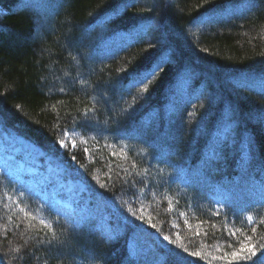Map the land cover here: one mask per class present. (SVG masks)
I'll return each instance as SVG.
<instances>
[{
  "label": "trees",
  "instance_id": "obj_1",
  "mask_svg": "<svg viewBox=\"0 0 264 264\" xmlns=\"http://www.w3.org/2000/svg\"><path fill=\"white\" fill-rule=\"evenodd\" d=\"M161 57L147 93L122 87ZM262 79L264 0H0V134L85 188L70 209L0 162L3 264H227L229 232L259 244Z\"/></svg>",
  "mask_w": 264,
  "mask_h": 264
},
{
  "label": "snow or ice",
  "instance_id": "obj_2",
  "mask_svg": "<svg viewBox=\"0 0 264 264\" xmlns=\"http://www.w3.org/2000/svg\"><path fill=\"white\" fill-rule=\"evenodd\" d=\"M151 46V45H150ZM167 61L164 60L162 57L158 58L155 62H153L148 68L136 71L132 73L126 83H122V87H124L126 90L128 87H138L140 88V91L143 93L148 92L149 84L152 82V80L157 76V73L159 71L163 70V64ZM261 83H264V79L261 80ZM142 86V87H141ZM63 91V89H61ZM233 118V110L229 109L227 113V120L231 121ZM261 119L264 120V110H262ZM230 126V125H229ZM65 141L61 139L59 141L60 145H64ZM74 143V142H73ZM248 145H251V140L248 141ZM223 147V141L220 143H217L213 145L212 153L211 155L205 160V164L212 163L214 158H218L220 156L221 150ZM247 147V146H246ZM85 151H87L85 149ZM115 155V153H113ZM247 158V152L245 154V157L242 158V170L247 171L246 168V161ZM20 159H23L22 157ZM75 159V157H73ZM159 164H164L168 166H173L172 162L168 160L165 157H161V159L158 162ZM25 164H28V161H25ZM123 171V170H122ZM0 172H3L0 170ZM122 178V177H121ZM260 184L264 185V177H261V179L258 181ZM51 187V183L48 185ZM100 187L105 188L107 185H100ZM219 203V201H218ZM128 211L132 213L133 216H136L137 213L132 211L131 207L128 208ZM219 211V210H218ZM102 218V214H100ZM140 219H144V217L141 215L139 217ZM248 221L252 223V217L248 216ZM96 217H90L87 221V223L91 226H95L96 224ZM148 223H151V220L149 219L147 221ZM264 222V221H262ZM41 223H45V221L41 220ZM153 228H156L155 224H152ZM250 231L252 233L257 232V228L255 226H252L250 228ZM237 230H233L228 233V236L231 240L230 247L238 246V250H231L230 252L225 253L224 255L218 257V259L226 260L227 264H231L233 260L237 261H252V264H256V261L253 260V257L257 255V251L260 250L261 254L264 255V236H258L257 239L260 241L259 244L253 243V236L252 235H243L240 237H236ZM118 235V225H112L110 227V230L108 232L109 239H114ZM165 241H169L172 243V241L169 240V236L165 235L163 237ZM182 247V246H181ZM173 256L171 260L169 261V264H185L186 256L185 253L188 252L187 248H183L182 251H179L177 249H173ZM193 256H199V253H192ZM0 264H3L2 258H0Z\"/></svg>",
  "mask_w": 264,
  "mask_h": 264
},
{
  "label": "rangeland",
  "instance_id": "obj_3",
  "mask_svg": "<svg viewBox=\"0 0 264 264\" xmlns=\"http://www.w3.org/2000/svg\"><path fill=\"white\" fill-rule=\"evenodd\" d=\"M43 156L41 151L23 139L0 134V162H10L11 170L35 176L39 183H44L47 191L44 196L50 194L56 203L72 209L84 193L83 185L66 177L61 165L53 164ZM50 183L51 187L48 186Z\"/></svg>",
  "mask_w": 264,
  "mask_h": 264
}]
</instances>
